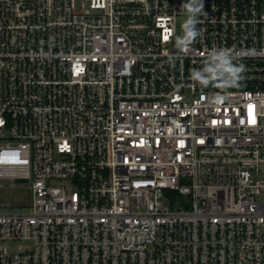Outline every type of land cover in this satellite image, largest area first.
I'll list each match as a JSON object with an SVG mask.
<instances>
[{"label":"built area","instance_id":"built-area-1","mask_svg":"<svg viewBox=\"0 0 264 264\" xmlns=\"http://www.w3.org/2000/svg\"><path fill=\"white\" fill-rule=\"evenodd\" d=\"M183 2L0 0V264H264V0Z\"/></svg>","mask_w":264,"mask_h":264},{"label":"clouds","instance_id":"clouds-1","mask_svg":"<svg viewBox=\"0 0 264 264\" xmlns=\"http://www.w3.org/2000/svg\"><path fill=\"white\" fill-rule=\"evenodd\" d=\"M186 18L183 21V32L176 38L175 46L181 50L188 48L199 35L196 24L203 11V0H184L182 3ZM235 55L231 48L216 47L207 54V59L200 68L193 69L191 76L202 85L219 80L224 86L235 84L241 77L243 64H234ZM217 143L220 140L217 139Z\"/></svg>","mask_w":264,"mask_h":264},{"label":"rangeland","instance_id":"rangeland-1","mask_svg":"<svg viewBox=\"0 0 264 264\" xmlns=\"http://www.w3.org/2000/svg\"><path fill=\"white\" fill-rule=\"evenodd\" d=\"M5 187L3 189V197L7 201H12L14 206L21 207L24 204V199L28 198V188L22 186L13 185L14 182L12 180L5 179L4 180ZM27 185V184H26ZM13 248L18 246V243L11 244Z\"/></svg>","mask_w":264,"mask_h":264},{"label":"water","instance_id":"water-1","mask_svg":"<svg viewBox=\"0 0 264 264\" xmlns=\"http://www.w3.org/2000/svg\"><path fill=\"white\" fill-rule=\"evenodd\" d=\"M17 180L18 181H28V179H26V178H18Z\"/></svg>","mask_w":264,"mask_h":264}]
</instances>
